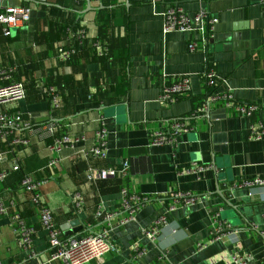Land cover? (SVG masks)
Here are the masks:
<instances>
[{"label": "crops", "instance_id": "crops-1", "mask_svg": "<svg viewBox=\"0 0 264 264\" xmlns=\"http://www.w3.org/2000/svg\"><path fill=\"white\" fill-rule=\"evenodd\" d=\"M8 6H28L32 15L10 36L0 25V84L13 71L25 87L22 100L0 105V114L22 116L17 126H0V198L7 207L0 214V264H64L51 260L54 249L26 177L43 183V203L65 237L109 231L114 249L89 264H233L234 252L251 254L248 264H264V186H242L264 178V135L252 137V125L264 123L259 0H0V11ZM172 6L188 13L205 8L218 18L206 50L188 48L192 40L201 43L197 33H164L162 13ZM78 23L83 43L69 28ZM62 47L77 53L63 61ZM209 69L225 80L218 90L258 111L245 116L224 101L210 102ZM183 76L190 93L164 104V87ZM175 121L188 126L176 149L149 145L153 132H169ZM101 125L108 130L102 158L87 154ZM64 134L77 139L75 146L56 149ZM52 159L57 164L49 167ZM126 160L127 174L87 178L90 168H120ZM192 167L204 170L187 172ZM123 188L146 198L125 224L131 213ZM182 193L196 202L187 204ZM101 207L113 216L98 217ZM161 215L169 224L153 241L145 230ZM215 218L231 225L219 242L210 241ZM74 219L84 228L66 236L62 226ZM21 221L36 230L29 248L20 240Z\"/></svg>", "mask_w": 264, "mask_h": 264}, {"label": "built area", "instance_id": "built-area-1", "mask_svg": "<svg viewBox=\"0 0 264 264\" xmlns=\"http://www.w3.org/2000/svg\"><path fill=\"white\" fill-rule=\"evenodd\" d=\"M79 1V0H76ZM101 1V0H99ZM262 11L264 14V0H259ZM32 10L28 6H8L0 11V24L3 28V33L6 36L12 34L11 29L30 21ZM164 17V33L173 31H180L186 33H197L200 36L201 43L192 40L188 48L191 51L195 50H206L210 40L213 38L218 18L211 15L209 10L201 8L194 13H188L181 6H172L167 8L163 13ZM76 40L78 43H83L85 39V30L80 27L75 33ZM99 46V45H97ZM100 47V46H99ZM77 53L76 47L71 48H59V57L63 61H67L72 55ZM101 54L104 51L100 52ZM5 72L0 71V75ZM9 77V76H8ZM205 84L211 89H215L209 96L210 102L224 101L229 107H233L236 111L245 116H252L258 111V106L250 103H241L233 100V96L229 91H220L217 89L218 86L222 85V81L217 72L213 69H209L204 73ZM191 90V81L187 76H183L179 81L167 84L162 92L161 101L164 104L174 102L180 96L187 95ZM25 97V87L22 82L13 81L8 84H0V105L13 103L22 100ZM51 102L53 107H57L60 103L59 96L56 92L52 93ZM22 123V116L19 113L14 114H0V126L14 127ZM188 130L186 122L175 121L172 123L169 132L166 131H155L151 134L150 146L168 144L173 150L179 145V136ZM97 143L94 145L87 154H91L94 157H106L108 155V130L104 126H100L97 131ZM252 137L261 138L264 135V123L259 125H252ZM17 142H19L17 140ZM77 139L64 134L61 135L56 144V149H60L63 146H69L73 148ZM57 164L56 159H52L48 166L52 167ZM17 169V166H15ZM131 168L130 161L126 160L123 162L120 168H103L94 169L90 168L87 172V178L89 181H96L97 179H109L115 178L119 175L127 174ZM204 167H192L187 172H200L203 171ZM5 173H0V182L4 179ZM42 182H34L29 177L23 180V185L34 193L33 200L37 203L41 222L44 228L48 231L49 243L54 249L51 260L62 261L64 264H89L93 260H100L107 253L114 249V245L110 239L109 231L103 230L100 232H91L86 235L65 237L62 230L57 225L54 218L52 209L44 205L43 195L39 192V188ZM245 187H256L264 186V178L255 177L252 180H248L242 183ZM124 207L130 210L131 215L125 219L122 224H125L131 220H135L137 212L141 209V203L146 198L139 196L130 195L127 188L122 189ZM178 197H182L184 201L189 203L196 202V198L191 193L178 194ZM76 204H81L80 195L74 196ZM7 207L4 205L0 198V214L5 213ZM114 213H106L104 208L101 207L97 211V216H104L105 218H111ZM219 218V215H217ZM216 224H214L211 242H219L223 240L226 229L231 227L230 224L224 222L221 223L215 218ZM169 224V220L166 215H161L156 219L153 225L145 230V233L153 241H156L162 227ZM36 230L34 227L27 225L25 222H20V240L25 248H29ZM200 248L204 246L203 243L198 244ZM138 252L141 250L136 247ZM252 255L249 253H238L234 252L231 254V261L233 264H248ZM40 264V263H36Z\"/></svg>", "mask_w": 264, "mask_h": 264}, {"label": "water", "instance_id": "water-1", "mask_svg": "<svg viewBox=\"0 0 264 264\" xmlns=\"http://www.w3.org/2000/svg\"><path fill=\"white\" fill-rule=\"evenodd\" d=\"M72 228V229H71ZM84 226L80 223L79 219H74L72 221L67 222L62 226L64 234L66 236H72L74 234L80 233L83 230Z\"/></svg>", "mask_w": 264, "mask_h": 264}, {"label": "trees", "instance_id": "trees-1", "mask_svg": "<svg viewBox=\"0 0 264 264\" xmlns=\"http://www.w3.org/2000/svg\"><path fill=\"white\" fill-rule=\"evenodd\" d=\"M32 15V14H31ZM30 20H31V18H30ZM30 22V21H29ZM28 22V23H29ZM1 25V24H0ZM2 26V25H1ZM70 29H72V30H74L75 32L74 33H76V31L80 28V25H79V23L78 24H75V25H73V28L72 27H69ZM77 48V47H76ZM11 74H12V77H11V75L9 76L11 79L9 80V81H7V82H4V83H2L3 85L4 84H8V83H10V82H13V81H17V82H21L17 77H16V73L15 72H11Z\"/></svg>", "mask_w": 264, "mask_h": 264}]
</instances>
